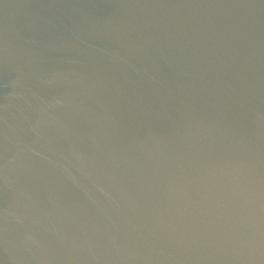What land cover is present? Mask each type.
I'll return each instance as SVG.
<instances>
[{"label": "water", "instance_id": "obj_1", "mask_svg": "<svg viewBox=\"0 0 264 264\" xmlns=\"http://www.w3.org/2000/svg\"><path fill=\"white\" fill-rule=\"evenodd\" d=\"M0 264H264V0H0Z\"/></svg>", "mask_w": 264, "mask_h": 264}]
</instances>
